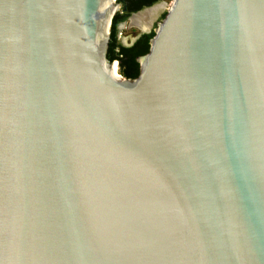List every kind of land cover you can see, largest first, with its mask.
<instances>
[{"label":"water","instance_id":"water-1","mask_svg":"<svg viewBox=\"0 0 264 264\" xmlns=\"http://www.w3.org/2000/svg\"><path fill=\"white\" fill-rule=\"evenodd\" d=\"M120 8L0 0V264H264V0H172L134 80Z\"/></svg>","mask_w":264,"mask_h":264},{"label":"trees","instance_id":"trees-1","mask_svg":"<svg viewBox=\"0 0 264 264\" xmlns=\"http://www.w3.org/2000/svg\"><path fill=\"white\" fill-rule=\"evenodd\" d=\"M160 0H118L122 6L112 22L111 41L109 46L108 59L110 62L119 61L120 74L126 79H137L140 75L138 58L147 55L150 51V41L155 33L142 35L132 47H124L118 39L119 26L128 18L144 8L151 7ZM166 15H164L165 18ZM163 18V19H164Z\"/></svg>","mask_w":264,"mask_h":264},{"label":"rangeland","instance_id":"rangeland-1","mask_svg":"<svg viewBox=\"0 0 264 264\" xmlns=\"http://www.w3.org/2000/svg\"><path fill=\"white\" fill-rule=\"evenodd\" d=\"M171 1L172 0L159 1L158 4H164L163 5L164 9L160 10L158 18L154 21V26H153L154 29L156 28L157 24L163 20L164 15L166 14V10L170 7ZM139 35H140V30L137 29L135 26H132L130 20H127L124 28L122 30H119L118 39L121 44L128 46L131 44L132 40L136 39ZM119 74H120V70H119Z\"/></svg>","mask_w":264,"mask_h":264},{"label":"bare ground","instance_id":"bare-ground-1","mask_svg":"<svg viewBox=\"0 0 264 264\" xmlns=\"http://www.w3.org/2000/svg\"><path fill=\"white\" fill-rule=\"evenodd\" d=\"M163 5L164 4H160V6H156L152 9L145 10L144 12L135 15L131 21L132 22L131 25L135 26L139 30L149 31V29L153 24V21L159 15L160 10L164 9ZM109 32H110V28H109ZM112 71L114 75H116L119 78H122V76L119 74V66L117 64H114Z\"/></svg>","mask_w":264,"mask_h":264},{"label":"clouds","instance_id":"clouds-1","mask_svg":"<svg viewBox=\"0 0 264 264\" xmlns=\"http://www.w3.org/2000/svg\"><path fill=\"white\" fill-rule=\"evenodd\" d=\"M115 2L116 3H118V0H115ZM119 4V3H118ZM120 5V4H119ZM121 6V5H120ZM122 9V6H121V8H120V10ZM120 10H119V12H120ZM115 62V61H114ZM114 62H113V64H114ZM119 68H120V65H119ZM123 77V76H122Z\"/></svg>","mask_w":264,"mask_h":264},{"label":"built area","instance_id":"built-area-1","mask_svg":"<svg viewBox=\"0 0 264 264\" xmlns=\"http://www.w3.org/2000/svg\"><path fill=\"white\" fill-rule=\"evenodd\" d=\"M114 64H117L119 66V61H115ZM119 70H120V68H119Z\"/></svg>","mask_w":264,"mask_h":264},{"label":"flooded vegetation","instance_id":"flooded-vegetation-1","mask_svg":"<svg viewBox=\"0 0 264 264\" xmlns=\"http://www.w3.org/2000/svg\"><path fill=\"white\" fill-rule=\"evenodd\" d=\"M134 17V16H133ZM133 17H132V19H133ZM132 19L130 20V23H132L131 21H132ZM138 29V28H137Z\"/></svg>","mask_w":264,"mask_h":264}]
</instances>
